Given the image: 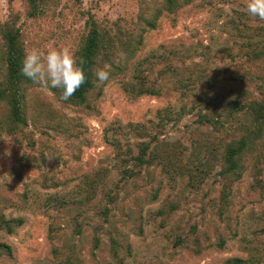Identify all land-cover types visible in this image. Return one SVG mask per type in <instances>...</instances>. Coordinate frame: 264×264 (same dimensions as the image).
<instances>
[{
  "label": "rangeland",
  "instance_id": "374dc122",
  "mask_svg": "<svg viewBox=\"0 0 264 264\" xmlns=\"http://www.w3.org/2000/svg\"><path fill=\"white\" fill-rule=\"evenodd\" d=\"M196 2L188 13L178 10L161 16L127 69L108 81L89 110L64 104L48 88L37 86L35 90L72 120L69 131L44 130L48 135L39 140L41 131L30 126L26 131L37 139L30 145L27 134L10 137L0 129V216L22 220L20 226L12 224L11 234L0 229V244L11 249V256H0V264H58L54 248L62 258L71 251L80 264H115L117 258H123L120 264H222L232 256L253 257L264 264L261 162L252 157L240 180L230 186L223 219L217 213L218 168L199 184L188 182L186 176L199 165L192 155L205 162L200 140L212 132L196 123L200 101L217 105L259 93L260 81L253 72L264 68V61L249 58L264 46V20L247 12V0ZM10 12L20 14L16 26L26 50L67 46L73 52L88 14L102 25L134 29L137 3L61 0L54 18L31 19L24 15L23 0H13L11 10L7 0H0V21ZM175 68L190 73V79L175 74ZM138 72L153 83L158 95L126 98L122 85L134 84ZM184 79L190 91L183 89ZM160 109L175 114L158 135L161 144L172 146L173 158L182 161L174 180L154 164L121 179L118 169L126 163L120 164V159L136 154L138 145L149 141L136 131L156 134ZM9 147L10 156L5 155ZM97 169L104 170L105 177L95 197L87 200L79 186L86 172ZM192 225L201 244H206L204 236L210 242L221 237L224 246L195 253L175 245L177 237L193 241Z\"/></svg>",
  "mask_w": 264,
  "mask_h": 264
},
{
  "label": "trees",
  "instance_id": "16d2710c",
  "mask_svg": "<svg viewBox=\"0 0 264 264\" xmlns=\"http://www.w3.org/2000/svg\"><path fill=\"white\" fill-rule=\"evenodd\" d=\"M61 0H23L24 15L31 19L54 18L56 9ZM197 0H136L137 12L135 15L134 29L122 28L119 24L112 26L99 24L94 15L88 14L85 19V27L81 36L78 38L73 53L82 62L86 75L85 83L76 91L68 101L60 99L58 89H49L50 92L62 103L77 106L84 110H89L94 100L98 99L104 85L97 87L94 69L103 63L112 65L110 80L117 74L127 69V64L132 60L136 53L141 49L144 35L155 30L161 16L173 14L178 10L188 13L196 6ZM13 0H7L11 10ZM19 13L10 12L7 19L0 21V129L4 130L10 137L27 134L28 143L35 145L37 139L33 138L32 131H26L30 126L40 130L39 140H43L48 133L44 130L55 132H67L74 127L72 120L67 119L51 103V101L40 92L35 90L37 85L31 83L26 77L21 75L20 69L25 55V39L19 27L16 26ZM124 27V26H123ZM126 54L122 61L118 62L119 52ZM153 57V56H151ZM150 57V58H151ZM149 54L143 58V62L148 61ZM250 60L264 61V46H258L257 51H252ZM141 64V62H139ZM177 75H184L190 79V73L183 69L173 70ZM241 73V72H239ZM253 74L260 81L258 95L232 100L224 104L213 105L206 100L200 101L202 106L197 112V122L201 126H207L212 132L202 135L200 149L205 150L206 158L202 164L193 155L192 161H197L198 166L193 170H188L186 176L188 182L202 183L209 175L211 170L218 168L217 176L221 181L219 193V207L217 210L220 219L228 205L230 196V186L239 181L244 171L247 169L248 162L252 157L257 158L264 167V68L258 67ZM183 77V76H182ZM184 78V77H183ZM109 80V81H110ZM135 83L122 85L126 98L134 101L142 95H158L153 83L148 81L146 76L138 72ZM183 89L188 90L190 86L186 79ZM186 86V88H185ZM184 93V92H183ZM175 114L167 109L157 111L159 122L156 124V134L148 133L146 130L137 132L139 136L149 137L148 142H141L138 145L136 154L126 153L125 158L120 159L122 164L118 172L121 179L127 180L135 177L141 168L151 165H159L165 173L170 172L171 180H174L175 169L181 167V152H178L177 162L173 158L171 145L161 144L158 135L162 133L163 124L173 121ZM177 116V115H176ZM178 117V116H177ZM179 119V117H178ZM177 119V120H178ZM120 153L118 158L120 157ZM202 165V166H201ZM263 173V172H262ZM264 174V173H263ZM104 170L97 169L86 172L80 189L85 191L86 199L91 200L95 197L97 187L104 179ZM264 182V175L262 178ZM113 200V199H112ZM110 201V200H109ZM111 202V201H110ZM106 208L102 216L108 213ZM12 224L20 226L21 219L6 220L0 216V229L7 234H11ZM264 233V229L261 230ZM196 226L192 225L190 234L193 241H185L177 237L175 245H184L195 253H200L203 248L218 246L222 248L225 240L217 237L215 242H210L204 236L206 244H201V237L196 236ZM62 258L57 248L52 250V255L57 259L58 264H80L76 256L70 254ZM129 253V252H127ZM5 254L11 256V249L0 244V256ZM117 255L114 254L113 258ZM123 258L115 259V264H120ZM222 264H257L253 257L241 258L232 256L223 261Z\"/></svg>",
  "mask_w": 264,
  "mask_h": 264
},
{
  "label": "clouds",
  "instance_id": "9594fccd",
  "mask_svg": "<svg viewBox=\"0 0 264 264\" xmlns=\"http://www.w3.org/2000/svg\"><path fill=\"white\" fill-rule=\"evenodd\" d=\"M246 10L252 17L264 20V0H247ZM117 56L119 62L125 58L126 54L121 51ZM81 64L82 62L67 46L53 47L46 51L30 48L25 51L20 72L34 85L58 89L60 99L68 101L86 81ZM111 73L112 65L103 63L94 69L93 82L100 87L110 80ZM5 155L10 156V147L5 149Z\"/></svg>",
  "mask_w": 264,
  "mask_h": 264
}]
</instances>
